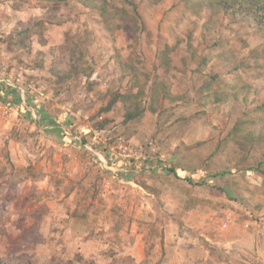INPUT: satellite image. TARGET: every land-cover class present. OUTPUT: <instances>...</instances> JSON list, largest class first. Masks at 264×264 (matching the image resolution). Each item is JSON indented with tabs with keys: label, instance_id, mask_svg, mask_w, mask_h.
Wrapping results in <instances>:
<instances>
[{
	"label": "rangeland",
	"instance_id": "1",
	"mask_svg": "<svg viewBox=\"0 0 264 264\" xmlns=\"http://www.w3.org/2000/svg\"><path fill=\"white\" fill-rule=\"evenodd\" d=\"M226 2L0 0L5 264H264V21Z\"/></svg>",
	"mask_w": 264,
	"mask_h": 264
},
{
	"label": "trees",
	"instance_id": "2",
	"mask_svg": "<svg viewBox=\"0 0 264 264\" xmlns=\"http://www.w3.org/2000/svg\"><path fill=\"white\" fill-rule=\"evenodd\" d=\"M232 1L233 4H230L228 2H226V6H230L231 8H233L234 6H238V7H242L241 9L248 12V13H252L254 16H255V19L258 21V20H261V21H264V0H230ZM56 3L57 5H61L63 3H67V0H56ZM54 10V9H53ZM56 10V8H55ZM102 12L103 14L106 13V8L102 7ZM108 13V12H107ZM112 15H116L114 12L112 13ZM121 19H123V16L121 17ZM26 33H23L21 35H18L17 36V39H24L23 38V35H25ZM16 39V38H15ZM20 43L22 44V40H20ZM75 69H77V66L75 67ZM212 83H209L206 85V89L209 90L211 89L212 87ZM161 86V87H159ZM156 87H159V88H156L154 91L155 92H158L161 88L163 90V87L162 85L159 83ZM166 90V89H165ZM4 92H5V95L7 97V95L10 93L12 95H17L16 94V90L14 89H10V88H5L4 86H2L0 88V93L4 96ZM139 97H141L140 94H138ZM118 97H122L123 96H118ZM118 100V99H117ZM126 100H129V102H134V104L137 101V95H134V94H127V96H124V99L123 101L125 102ZM216 100H220V98H216ZM115 102V101H114ZM134 104L132 106H134ZM31 105V104H30ZM36 110V109H35ZM110 110V108H108V111ZM127 112L125 114V121L126 122H130V121H133L135 119H137L138 117H141L142 114H143V111L141 109H139L138 111L136 110H131L129 108H126ZM35 112V113H34ZM32 112L33 114H38L39 116V120H40V123L41 124H44L45 126L49 127L51 125L55 126L56 128V132L57 133H61V125L63 122H59V121H54L52 120V118L50 117V115L48 114V112L44 109V108H38L36 111ZM32 113L30 112L28 115H31L32 116ZM65 123H70V120L69 119H66L65 120ZM78 144H81V146H85V144L87 143V141L85 139L83 140H79L76 142ZM97 147V146H95ZM88 151V150H86ZM89 152V151H88ZM106 151L102 149V153L104 155ZM91 154V153H90ZM92 155V154H91ZM105 156V155H104ZM107 158V157H106ZM108 162H109V165L110 166H113V167H124L121 163L120 160H113V159H109L108 158ZM155 166V165H154ZM173 171V170H172ZM124 177H126L127 180H130V179H133V173L132 171L131 172H128V173H123ZM178 175V174H177ZM216 177V176H215ZM189 182H191L192 180L191 179H188ZM0 264H5L4 261H2V259H0ZM29 264H33V263H29Z\"/></svg>",
	"mask_w": 264,
	"mask_h": 264
},
{
	"label": "built area",
	"instance_id": "3",
	"mask_svg": "<svg viewBox=\"0 0 264 264\" xmlns=\"http://www.w3.org/2000/svg\"><path fill=\"white\" fill-rule=\"evenodd\" d=\"M33 117L36 119V115L35 114H33ZM119 143H120V145H121V148H124V147H126V145L124 144V138H119ZM85 148L89 151V152H91V153H94V155L95 156H97L98 157V159L101 161V162H103L104 163V165H105V168L106 169H108V170H111V171H113L114 173L115 172H121V173H128L129 171L128 170H126V169H123V168H116V167H110V166H108V163H107V161H106V158H105V156L103 155V153L100 151H98L93 145H91V144H85ZM125 149H127V147L125 148ZM128 150V149H127ZM151 152V154L150 155H144V152L143 151H141V156L143 155V162H148V161H150V158H151V155L152 154H154V153H156L155 151H150Z\"/></svg>",
	"mask_w": 264,
	"mask_h": 264
}]
</instances>
